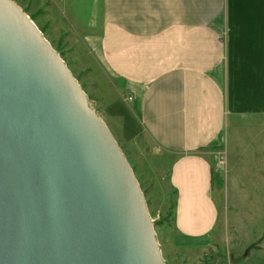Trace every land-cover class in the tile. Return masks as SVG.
I'll return each instance as SVG.
<instances>
[{"label":"crops","instance_id":"1","mask_svg":"<svg viewBox=\"0 0 264 264\" xmlns=\"http://www.w3.org/2000/svg\"><path fill=\"white\" fill-rule=\"evenodd\" d=\"M56 2L112 82L97 111L116 139L143 133L171 159L172 247L207 245L217 151L264 141V0Z\"/></svg>","mask_w":264,"mask_h":264},{"label":"water","instance_id":"2","mask_svg":"<svg viewBox=\"0 0 264 264\" xmlns=\"http://www.w3.org/2000/svg\"><path fill=\"white\" fill-rule=\"evenodd\" d=\"M0 264H166L117 139L12 0H0Z\"/></svg>","mask_w":264,"mask_h":264},{"label":"rangeland","instance_id":"3","mask_svg":"<svg viewBox=\"0 0 264 264\" xmlns=\"http://www.w3.org/2000/svg\"><path fill=\"white\" fill-rule=\"evenodd\" d=\"M12 1L36 23L64 59L100 117L97 91L101 85L112 82L88 51L82 36L66 23L62 6L56 0ZM116 135L146 198L166 264H208L213 254L222 252L226 264L264 263V141L256 142L250 137L243 148L227 156V166L216 172L218 180L213 187L219 208L218 225L207 245L186 253L172 247L175 194L169 184L170 157L143 133L139 137L131 132Z\"/></svg>","mask_w":264,"mask_h":264},{"label":"built area","instance_id":"4","mask_svg":"<svg viewBox=\"0 0 264 264\" xmlns=\"http://www.w3.org/2000/svg\"><path fill=\"white\" fill-rule=\"evenodd\" d=\"M227 166V154L225 150L221 149L217 151V158L215 168L217 170H224Z\"/></svg>","mask_w":264,"mask_h":264},{"label":"trees","instance_id":"5","mask_svg":"<svg viewBox=\"0 0 264 264\" xmlns=\"http://www.w3.org/2000/svg\"><path fill=\"white\" fill-rule=\"evenodd\" d=\"M208 264H226L225 253L222 252V253H217V254L212 255L211 260L208 262Z\"/></svg>","mask_w":264,"mask_h":264},{"label":"bare ground","instance_id":"6","mask_svg":"<svg viewBox=\"0 0 264 264\" xmlns=\"http://www.w3.org/2000/svg\"><path fill=\"white\" fill-rule=\"evenodd\" d=\"M111 130V129H110Z\"/></svg>","mask_w":264,"mask_h":264}]
</instances>
